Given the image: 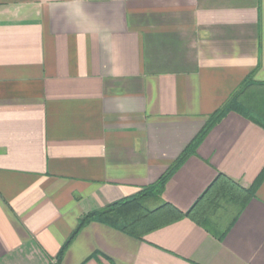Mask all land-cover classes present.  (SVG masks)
I'll use <instances>...</instances> for the list:
<instances>
[{"label":"crops","instance_id":"1","mask_svg":"<svg viewBox=\"0 0 264 264\" xmlns=\"http://www.w3.org/2000/svg\"><path fill=\"white\" fill-rule=\"evenodd\" d=\"M250 75L264 0H0V264H50L85 214L155 183ZM264 117V89L245 97ZM264 125L230 112L173 175L187 211L250 188ZM61 264H264V181L221 242L185 218L143 239L89 223Z\"/></svg>","mask_w":264,"mask_h":264},{"label":"trees","instance_id":"2","mask_svg":"<svg viewBox=\"0 0 264 264\" xmlns=\"http://www.w3.org/2000/svg\"><path fill=\"white\" fill-rule=\"evenodd\" d=\"M252 89H264V82L255 81L250 75L230 99L209 116L202 130L155 183L132 196L122 198L82 216L77 227L60 249L56 261L50 264H61L72 242L91 222H99L131 237L143 239L158 229L188 218L222 242L247 204L256 196L258 188L264 181V170L250 188H243L219 173L187 211H182L165 201L163 194L177 170L197 153L198 147L209 132L230 112L241 113L264 125V117L255 113L246 103L245 97Z\"/></svg>","mask_w":264,"mask_h":264}]
</instances>
